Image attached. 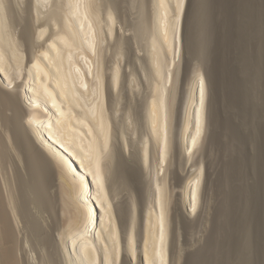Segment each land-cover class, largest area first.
Here are the masks:
<instances>
[{"label":"bare ground","instance_id":"6f19581e","mask_svg":"<svg viewBox=\"0 0 264 264\" xmlns=\"http://www.w3.org/2000/svg\"><path fill=\"white\" fill-rule=\"evenodd\" d=\"M4 1L5 0H0V102L4 105L6 111L10 112L9 117L11 118H16L19 114L18 108H21V114L18 116L20 120L18 125L21 126L19 128L29 137L33 145L31 149H34L31 151V154L35 151L33 155L36 154L39 156V158H37L39 161H34L35 163H33L35 166H38V169L43 166L46 167L47 171L53 174L58 190L56 204L60 221L57 227V244H54L59 246V251L63 255L64 263L126 264L128 262H135V264H176L178 257L175 252V245L173 244L174 239H171V248L169 246V235L173 234L171 224L173 221L172 213L175 210L172 212V208L174 206V200L176 199L174 198L176 189H174V185L172 186L167 182L166 177L168 173L166 174V168L167 165H171L168 161L171 159L173 143L175 144L174 141L176 139L172 133V128L174 127L173 123L175 122L173 119V108L176 103H174V101H176L174 80L177 81V79L174 78V73H176L175 65L177 63L175 61L181 49L183 12L185 10L186 0H153V3L151 2L154 8V10L152 9V24L154 30L149 37V48L147 49H149V62L151 63L150 66H152V75L150 74L151 77L149 80V96L143 104L142 112L143 125H145L144 129H146L144 132L146 134L141 132L143 133V137L142 139L141 137L139 138L141 140H137L139 144L135 145L136 147H134V150L129 145L133 152L129 153H131V155L133 154V156H130L132 160H128L132 163L122 161L120 158L121 155L127 152L118 157L115 139L117 138V140H119L117 136L121 128H119L120 131H115L117 127L113 124V120L114 116H117L115 112L119 111L117 110L118 107L116 109L118 101H115L114 94L117 90H120L117 89L120 84L126 83L127 81H129L128 84L131 82L133 83V76L135 75L131 73L132 71L127 73L122 68L120 63L121 57H119L120 53L118 54V50L107 58L104 55L105 48L103 46L104 41L108 38L111 39L115 32V17L113 13L116 10L113 11L115 7H112V9L108 6V10L105 9L104 11L102 10L103 8L101 9V4L98 0H59L60 2L57 1V3H53V7L49 9L47 6L49 5V0L31 1L33 4L31 3L32 9L29 8V12L32 13L28 14L32 17V21L31 26H29L30 29H28V34L30 35L31 41L34 42V49L33 51L30 50V53L27 52L29 54L26 55L23 50L22 39L20 40L19 37L16 36L12 28L13 25H11L10 21L11 16L9 17L10 13L8 14L6 12L7 5ZM219 1V5L228 6V4L224 2L225 0ZM233 1H235V4L231 6L234 7L235 5L236 10L237 6L239 10L245 12L246 15H243L244 17L250 15L253 19L251 21H254V25L257 28V36L254 33L252 34L255 36L246 33V37L249 35L257 37L255 43L256 51L253 49V54H255V58H253L254 61L250 55L252 53H249L250 50L246 51V57L243 56L244 58L240 59V61L244 60L243 62H245L246 59L245 63L248 62L250 64L251 62L252 65L254 63L252 66L253 68H248L251 65L248 66V63L247 65L243 63L246 67L241 68V72H239V65H236L238 70L233 69L234 73L229 70V73L235 76L230 75L228 70H224V67L221 70L230 75L229 79L227 78L226 80L227 83H224L227 84L225 87L228 90L225 88L224 90L221 88V90L223 92L225 91V93H223L225 94V98L223 99L227 102V105H225L232 111L223 119V122H221V124L223 123L222 131L224 132H222L223 134L221 133L222 136H230L228 141L223 137L225 141L224 144H226L223 145L225 148L224 151L228 150L227 153L229 151L232 152L237 148L236 146H238L236 149L238 151L237 153L235 152L236 155H233L234 152L229 154L234 157L225 165L224 179H222L223 182L221 184L225 182H232V184L233 182H238L239 184L236 185L240 186L241 183L245 181L246 167H248L245 161L247 156H243L244 154L241 149L243 148L244 150L241 144L243 142V144H245L246 141H243V137L245 136L242 135L240 130L246 123L245 120L248 119V116L251 115V117L255 118L257 115L261 117V115L264 114V105L261 103L262 105L260 106V103H258L259 105L255 103L254 97L257 96H253L255 94L254 92L258 90V84L261 82L264 83V59L261 56L263 52L260 50L261 47L263 48L261 42L264 40V1ZM202 2L204 3V1ZM45 6L47 7V11L42 10ZM229 6L227 8H230ZM217 7L219 8V6ZM232 8L229 9L230 12ZM195 9L193 10L196 11ZM219 9H222V7ZM224 9H222L223 12ZM239 10L237 11L239 12ZM194 11L191 12V14L196 17L197 14ZM222 11L220 10V12ZM237 11L236 13H238ZM43 12L45 15H42ZM234 14L233 19L242 16V14L239 16V13L237 16H234ZM223 15L224 14H222V16ZM230 15H232V13ZM227 16L229 17V15ZM227 16L226 18L228 19ZM243 16L241 18H243ZM187 18L189 19V17ZM223 18H225V16ZM247 19L243 20L244 24L245 21H248ZM194 20L196 19L194 18ZM229 20L230 17L227 22L223 20L224 26L222 25V27H226ZM231 21L229 23H231ZM236 21L239 24L237 25L233 22L235 25L232 27L234 29L237 25L236 29H238V31L241 30V32L243 28L248 30V26L251 27L253 25L252 23L243 27L242 20L240 21L242 24H240L238 20ZM255 26H253L254 28L251 27L252 30H249H256ZM222 27L221 29L224 30L228 28V26L227 28ZM231 29L227 30L231 31ZM227 30L226 32H228ZM198 33L200 34V32ZM232 33L233 32H231V35ZM238 34L236 36L240 37ZM223 36L221 38H224ZM241 38L246 39L244 36H241ZM26 39L28 40V38ZM118 41L120 40L118 39ZM225 43L227 44V42ZM239 43L245 42L239 41ZM226 44L223 43L224 46H226ZM239 45L237 43L236 51L242 46V44ZM250 45L253 46V44ZM236 46L232 47L236 48ZM238 46L240 47L239 49ZM243 47L245 46H242V49ZM223 49L225 50L224 47ZM227 53H229V51ZM238 53H240V50ZM234 57L236 56L234 55ZM237 58L239 59L240 56H237ZM241 65L242 64H240V67ZM222 66H225V63H222ZM226 69H228V67H226ZM242 69H244V72H242ZM225 72L223 74L227 75ZM241 74H248L252 79L244 77V80L240 78L238 81L237 76ZM242 75L240 77H242ZM226 77H224V81ZM246 80H248L249 83H253L252 85L250 84V89H252V91L249 90L247 86L249 83H246ZM256 85L258 87H256ZM13 88H15V90H13ZM256 88L257 90L255 91L254 89ZM251 92L252 94H250ZM187 94L188 97L186 99L187 102L184 108L183 119L182 121L180 119L181 124L180 128L178 127V132L181 145L186 149L188 154L191 155L198 143L201 142V134L204 130L206 84L204 76L201 73H197V78L192 82L191 86H189ZM118 99L119 98H117V100ZM134 116H136V114ZM239 117L241 119H238ZM237 119L241 120V122L239 121L237 123ZM121 125L120 127L124 130L123 124ZM262 127H264V125ZM121 132L123 133L124 131ZM121 132L119 134H121ZM8 135L6 139L10 137H8ZM122 135H125V132ZM262 135H264V133ZM262 137L264 138V136ZM122 138H124V136ZM9 140L11 139L9 138ZM194 140L195 144L193 143ZM262 141L264 142V140ZM262 141L259 142L264 144ZM124 142L119 143H123L122 146L126 143L127 145L125 144V147H127L128 142ZM119 145L121 146V144ZM262 146L263 145H261V147ZM19 148H21V146ZM122 149H124V147H120L118 150L121 151ZM261 150V152L256 153L258 156L251 162L253 169L258 171L260 177L256 181L257 183L254 189L256 191L252 190L255 193L249 191L251 193L249 198L252 200L251 203L248 202L247 199L249 195L245 196L248 192L245 189L248 186H245V188L243 185L244 188L235 187L236 190L233 188L234 193L236 192V196H233L234 193L231 194L233 198L236 197V200L233 201L232 204H230L231 201L228 202L231 209L225 206L226 203L224 207H222L224 209L222 215L225 213L228 216L231 215V219L235 223L234 226L239 227V230H235V227V229L231 228L230 230L233 229V233H229L228 230H226V232L225 227H223L226 234H224L221 242L222 249L219 251V257H221V260L224 262L222 264L231 262V264H235L234 262L239 261V254L241 252L246 253L247 249V257L250 261L254 253L251 255L249 249L251 251V247L255 245H257V251H255L256 249L254 251L258 254V257L261 256L259 260L262 258V261H264V206H261V208L257 206V204L263 205L264 203V146ZM2 157L4 159L2 150L0 149V167L3 160ZM36 162H40L41 165L39 166V163ZM133 163L137 166L136 170H146H144V172H146V174H144L145 178L142 176L144 181L142 178H139L142 180L141 182L145 183L140 184L141 182L138 181L139 179H136L138 172H136L134 166L132 167V165H134ZM4 164L5 163H3V165ZM38 169H35L36 171L32 170L33 172L31 171V174L33 173V179L37 178V181L34 180L35 182L39 181V175H41L39 174L41 171L38 172ZM44 169H42V171ZM141 173L139 172L138 174ZM186 179L187 181L185 180L186 182L182 189V200L184 203L188 204L190 210L192 209V211H194L200 197L199 187L202 179V167L193 170V173H190ZM34 181L32 180L31 182ZM2 182L4 181L1 179L0 264H19V253L26 255L27 252L25 239H23L22 236L20 237V229L24 227L29 229V233L35 232L31 230L33 226L30 225L28 223L29 220L27 221L26 219V216H29L26 215V212L28 206L32 204L35 199H39L40 195H38L39 192L37 193V189L36 194L34 192V197H31L33 200L30 198L32 201L29 200L30 203L28 205V202H25L27 200L15 199V194L13 195L12 191H9L11 189L6 190ZM227 185L229 186V184ZM230 188H228V191ZM224 189L221 191L227 190ZM231 191L232 190H230V192ZM125 192L128 193V196L122 197L124 196L122 195L120 197L121 200H119L118 195ZM232 196H230V198ZM222 202L221 204H224V202ZM248 216H250L252 220L251 223L247 222L250 223L247 226L243 221H246ZM223 219L225 218L223 217ZM220 223H218L219 227L221 226L220 228L223 229ZM30 226L32 227L30 228ZM232 226L233 225H231V227ZM234 231H240V235L243 233L242 238L244 237V239H241L240 235L235 234ZM221 232L222 231L219 233ZM33 235H35V233ZM39 236L41 237V235ZM44 236L43 234V237H41L42 242H47L46 238L48 240L49 238L47 236L45 238ZM248 237L253 239L248 241ZM36 241L38 242V238ZM246 242L248 244H246ZM47 243H45V246L48 245ZM260 244L261 246H259ZM56 246L54 245V247ZM220 252H223V255ZM243 257L242 255L241 259ZM256 257L257 256H253L252 259L254 258L256 260ZM231 259H233L234 262L231 261ZM221 260H219V258L218 260H214L215 264H218ZM255 260L252 263H255ZM236 264H238V262Z\"/></svg>","mask_w":264,"mask_h":264},{"label":"rangeland","instance_id":"374dc122","mask_svg":"<svg viewBox=\"0 0 264 264\" xmlns=\"http://www.w3.org/2000/svg\"><path fill=\"white\" fill-rule=\"evenodd\" d=\"M5 1H4V3L7 5L6 8L7 9L9 8L8 9L9 12L7 11V9H6V12L8 14L9 13L11 14V15L9 14V17L11 16L10 21H11V25H13L12 28H13L14 32L16 33V36H18L20 40L22 39L21 41H22V45H23V50H24L25 54L28 55L30 53V50L33 51V49H34V44H33L34 42L31 41L30 35L28 34L29 33L28 29H30L29 26H31V21H32V17L29 16L30 14H28V13H32V12H29L30 11L29 8L32 7L31 3L33 4V2H31V1H33V0H5ZM57 1L60 2L59 0H49L48 1L49 5H47L48 8L49 9H50V7L52 8L54 5L53 3H57ZM98 1L101 4L100 5L101 9L103 8L102 10H104V11H105V9L108 10L109 7L110 8L115 7L114 9L112 8L113 11L116 9L113 12L114 17H115L114 18V20H115V24H114L115 25V32H114V35L111 39L108 38L103 43V46L105 48L104 49V55H105V57L108 58V57L112 56L115 53V51L118 50L119 51L118 54L120 53L119 57H121L120 63H121L122 68L127 73H130L132 71L131 73H133L135 75V76H133L135 83L132 80L133 83L130 81L132 83V85H131V83H129L130 85L128 84L129 81H127L126 83L124 82V83L120 84V86L122 88L119 86L120 88L118 87L117 89H120V90H117L116 93L114 94L115 101L116 102L118 101L117 102L118 106H116V109L118 107L117 110H119V111H117L118 113L115 112L117 114V116L114 114L115 116H114L113 124H115V126L117 127L116 128L114 126L116 128L115 131L121 130V131L125 132V135H122L124 132L122 133L120 131L121 134H119L120 132L117 131L118 132L117 137L119 138V140H117V138L115 139V142H116L115 146L117 148L116 151L119 152V153L117 152L118 157H120L121 154H124L125 152H127L124 155H121L120 158L122 159V161L131 162L129 160H132L131 157L133 156V154L131 155V153H129V152H132V149L134 150V147H136L135 145L139 144L138 143L139 141H137V140L142 139V137H143L142 134L143 133L146 134L144 132L146 129H144L145 125H143L144 121L142 119V112H143V104H144L145 100L147 99V97L149 96V93H148V91H150L149 90L150 89V87H149L150 81L149 80H150V77L152 75V69H151L152 66H150L151 63L149 62L150 61V57H149V53H148L149 49H147V48H149L148 47V41L150 39L149 37L152 35V33H153L152 31L154 30V26L152 24L153 23V19H152L153 18V10H154L153 4H152L153 0H114L116 3L113 0H98ZM202 1H204V3ZM219 2H220L219 0H207V1H205V0H186L185 10L183 12V31H182V38H181V49H180V54L176 58V61H175V62H177L176 63L177 66L175 65L176 73H174V75H175L174 78L177 79V81L174 80L175 87H176L175 88V99H176V101H174V103L175 102L176 103H175V106L173 108L174 109V111H173L174 118L173 119L175 122L173 121L174 127L172 128L173 129L172 130L173 136H175V138L177 140L178 139L179 140L177 141L175 139V141H174L175 144L173 143V149L171 152L172 153L171 159L169 160V161H171V160L172 161L171 162L168 161V163H171V165L170 164L167 165V168H166L167 169L166 174L168 173L167 177H166L167 182H169L170 185H172V186L174 185V187H175L174 189H176V191L174 190L175 191V194H174L175 197L174 198H176L175 199L176 201L174 200V206L172 208V212L174 210L175 211L173 212L174 214L172 213V215H173L172 220L173 221L171 224V228L173 229L174 235L173 234L169 235V237H170V239H169L170 248H171V243H170L171 239L172 240L174 239L173 244L175 245V252H176V255L178 257L176 264H213V263L215 264L214 260H218V258H219V260L222 259L221 257H219L220 256L219 251H221V249H222L221 248V246H222L221 242L223 240L224 234H226L225 231L228 230L229 233H233V229L236 228L235 230H239L238 226H236V227L234 226L235 223H234V221H232V219H231L232 216L230 214H229L230 216H228L226 213H225L226 215L225 214L222 215V212L224 211V209L222 207H224V205L226 203L225 206L226 207L228 206L229 209H231L230 204H232L233 201L236 200V197H234L235 199L233 198V196H236V192L234 193V191H233V188H235V187L244 188L245 186H248L249 188L248 187L247 188L249 190L245 187L246 188L245 190L248 191V192L246 191L247 193L245 194V196L249 195V197H247V199H248V202L251 203L252 200L249 199L250 195H251V193H255L254 191H256V190H254V189H255V185L257 183L256 181H257V179L260 178L258 171H255L253 169L251 162H252V160H254V158H256L258 156V154H256V153L261 152L262 151L261 148L264 146V144L259 142V141L264 140V138L262 137V136H264V135H262L264 133V127H262L264 125V119H263L264 114L261 115L262 118L258 115L255 118L251 117V115L248 116L247 117L248 119L250 117L251 118L249 120L248 119L245 120L246 123L244 122L245 124L241 127L242 131L240 130L242 135L245 136V137H243V141H246L245 144H243L244 142L241 144V145H243L242 147H244V150H243V148H241L242 153L244 154L243 156L244 157L247 156L245 158V161H246L248 167H246L245 181L242 182L240 186H237L239 184L238 182H233V184H232V182H229V183L225 182V183L221 184L223 182L222 179H224L225 167H226L225 165L228 163L229 160H231V158L234 157L233 155H236V153L238 151V150H236L238 148V146H236V145L235 146L237 148H235V150L232 151V152H234L232 156L229 155L232 153L231 151H229L228 153H227L228 150L224 151L225 148L223 147V145H226V144H224L225 143L224 138H225V140L228 141V139H230V136H225V137H224V135L222 136V134L224 132L222 131V129H223L222 124L223 123L221 124V122H223V119L227 115H229L230 112H232V111L226 106L227 102H226V100L223 99V98H225V94H223V93H225V91L223 92L222 90H224V88L226 89L225 85L227 86V84H224V83H227L226 82L227 78L229 79L230 75H232V76L234 75V74H230L229 70L232 71V73H234L233 71L238 70V67H239L240 68L239 72H241V68L246 67L243 65V63L246 62V59H245V62H243L244 60L240 61V59L244 58L243 56L246 57V54H247L246 51L247 50H250L249 53H252V54H250L252 60H253V58H255V54H253V53H254V50L256 48L255 43L257 41V37H253V36L256 35L257 28L254 25V21L253 22L251 21L253 19L250 17V15H247L244 17L243 15H246L245 12H242L236 6L237 10H239V12H238L235 9V5H234V7L231 6V5L235 4V1H233V0H225L224 1L226 4H228V6L230 5L229 6L230 8L233 7L235 9V11H234V9L232 8L231 12L229 10L230 8H227L228 7L227 5H226L227 7L219 5L220 4ZM112 3H113V5H112ZM217 6H219V8L222 7V9L225 8L224 9L225 13L222 11V9H219ZM195 8H198L199 11H198V9H195ZM263 8H264V6H263ZM46 9H47V7L45 6L44 9H42V10H46ZM193 9H195L196 11H194ZM220 10L223 13L220 12ZM193 11L196 12V14H197L196 17L192 16L191 12H193ZM236 11L239 13V16H241V14H242L243 18H241L242 17L241 16L239 18L236 17L237 19H233L234 13L236 14V15L234 14V16L238 15V13H236ZM231 13H232V15H230ZM243 13H245V14H243ZM43 14H44V12L42 13V15ZM222 14H224V15L222 16ZM226 14L229 15V17H230V20L228 21V23L232 20L231 23H229L231 25H229L228 23L226 24L228 26V28L226 25H225L226 27H222V25L224 26L223 20H226V22H227V20L229 19V17ZM188 15H190V16H188ZM224 16H225V18L227 16L228 19L223 18ZM30 17H31V19H30ZM187 17H189V19ZM190 17L192 20L190 19ZM194 18L196 20L197 19L198 20L196 21V20H194ZM244 18H246V19L248 18L247 19L248 21H245V24H244L243 20H246V19H244ZM221 20L223 23L221 22ZM236 20H238V22H240L242 20L243 24L241 22H240V24L244 25L243 27H245V25L248 26L249 24L253 23V25L252 26L250 25V26L251 27L255 26L256 30L250 31L252 29H251V27L248 26V30H246V28H243L242 32H241V30H239L240 31L239 32L238 29H236L237 25L239 24V23H237ZM12 22H14V23H12ZM233 22L235 24H237L236 27L234 28L235 31L233 29V27L235 25ZM197 25H198V27H197ZM230 26L233 30L230 28ZM221 27L231 29V31L227 30V29H225V30L221 29ZM226 30L228 32L230 31L229 32L230 36H229L228 32H226ZM237 31L239 34L237 33ZM248 31H250L251 33ZM198 32H200V34ZM231 32H233L232 35H231ZM236 33L240 37L236 36L237 35ZM246 33L253 35V36L249 35L250 37L249 36L246 37L247 36ZM252 33H254L255 35ZM223 34H224V36H223ZM222 36L224 38H221ZM241 36H244L246 39L241 38ZM228 37H230L231 39ZM26 38H28V40ZM118 39L120 41H118ZM246 40H247V42H246ZM221 41H222V44H221ZM239 41L245 42V43H241L242 46H245V47H243L244 50L242 49V46H240L241 44L239 43ZM250 41H253V42H250ZM262 41L263 42H261L262 43L261 46H263V48L261 47L260 50L263 52V53H261V56L264 59V55H263L264 54V45H263L264 40H262ZM225 42H227V44ZM223 43L226 44L227 47L224 46ZM228 43H229V46H228ZM237 43H238V45L240 44L239 46L241 47L240 48L238 46V49L240 48L239 49L240 53H238L239 50L236 51L237 50V46H236ZM247 43H249V44H247ZM118 44H120V45H118ZM250 44H253V46H255V47H253ZM221 45L225 48V50L223 49V47ZM232 46H234V47L236 46V48H234ZM248 47L249 48L252 47L251 48L252 51ZM226 48H227V51H226ZM228 51H229V53H227ZM230 51H231V53H230ZM27 52H29V53H27ZM225 54H228V55H225ZM222 55H223V57H222ZM234 55L236 57H234ZM237 56H240V58L238 59ZM219 57H222L226 61L223 60L222 58H219ZM224 57H226V58H224ZM148 62H149V64H148ZM229 62H231V63H229ZM220 63H221V65H220ZM222 63H225V66H222ZM232 63H233V65H232ZM247 63H245V64L247 65ZM240 64H242L243 67H242V65L240 67ZM236 65H239V66L236 67ZM249 65H251V66H249ZM253 65H254V63H253ZM253 65L251 64V62H250V64L248 63V66H249L248 68H250V67L253 68L252 67ZM223 67H224V70H228V73L230 75L227 74V72H225V71H223V72L221 71ZM226 67H228V69H226ZM231 67H232V69H231ZM176 68L178 69V72H177ZM224 72L228 76L224 75L223 74ZM242 72H244V69H242ZM197 73L198 74L201 73L204 76V80H205V84H206L205 120H204V127H203L204 130L202 131L201 139H200L201 142H199L197 147L192 151L193 155L192 154L189 155L188 152L186 151V149L183 148V146L181 145L178 131L180 128L181 121L183 119L184 108H185V105L187 102L186 99L188 97L187 93L189 90V86H191L192 82L194 80H196ZM176 75H177V77H176ZM236 75H237V73H236ZM240 76H237L238 81L240 78L241 79H243L244 77L250 78L248 74L242 75V77H240ZM224 77H226L225 81H224ZM251 77H252V75H251ZM250 79H252V78H250ZM250 79H248V80L250 82H252ZM243 80H240V81H243ZM248 80H246V83H249ZM250 84L252 85L253 83H249V84H247V86H248L249 90L252 91V89H250V86H251ZM258 85H259V87L257 85H256V87H258V90L259 91L261 90V91L259 92L257 90V88L254 89L255 91L257 90V92H254L255 94L253 96H257V97H254V99L256 101V102L255 101L254 102L257 104L260 103V106H261L262 104L264 105V102H262V101H264V90H263L264 89V83L261 82ZM132 87H133V89H132ZM260 87H261V89H260ZM221 88H222V90H221ZM13 90H15V88H13ZM226 90H228V89H226ZM258 92H259V94H258ZM250 94H252V92ZM223 95H224V97H223ZM117 98H119L120 100L119 99L117 100ZM129 105H131V106H129ZM249 105H250V102H249ZM2 109H3V111H2ZM128 109H129V111H128ZM18 110H19L18 111L19 114L17 113L18 115L16 116V118L15 117L11 118V117H9L10 112L6 111V108L0 102V114H1L0 115V143H1L0 149L2 150V156H4V159L2 157L3 160L1 163V167H0V175H1L0 177H1L2 181H4V182H2L3 187L5 186L6 190L11 189L9 191H12L13 195L15 194L14 196L17 197V198L15 197V199H20V200H24V201L27 200L25 202H28L27 203L28 205H29L30 201L33 200L32 198L36 194L37 189H38L37 193L39 192L38 195H40L39 199H35L33 201L34 204L31 202L32 203V204H30L31 206L27 205L28 210L26 212V215H29V216L28 217L26 216V219H27V221L29 220L28 223L33 226V227L30 226V228L32 227L31 230L35 231V232H33V233L30 232V233H32V234H30L29 229L21 227L20 237L22 236V238L25 239L27 252H26V255H24L23 253L22 254L19 253V258H20L19 264H65L64 260H63V255L59 251L60 248L58 245L56 246V244H57V241H56L57 229H58L57 227L60 224V221L58 218L59 216L57 213L58 209H57V204H56L57 203L56 202L57 201V193H58L56 182L54 181L53 174L50 173V171H47L46 167L41 166L42 168L39 167V169H38V166H35L34 161H39V159H37V158H39V156L36 154L33 155V153H35V151L31 154V151H33V149H34V148L31 149L33 145L31 143V141L29 140V137L27 135H25V133L23 132V130L21 128H19L21 126L18 125V123H20L18 116L21 114V108L20 109L18 108ZM126 111H127V113L128 112L129 113L127 114ZM135 114H136V116H134ZM126 115H127V118H126ZM259 115H260V113H259ZM3 118H4V120H3ZM129 118H132V119H129ZM128 119H129V121H128ZM180 119H181V121H180ZM238 119H241V118L239 117ZM238 119L236 120L237 123L239 121L241 122V120H238ZM16 122H17V124H16ZM175 123H177L178 125ZM121 124H123L124 130L122 127H120V126H122ZM119 128H121V129L119 130ZM19 131L22 132L23 134L20 133ZM117 132H115V133H117ZM141 132H143V133H141ZM6 134L7 135L9 134L8 137L10 136L9 138L11 140H9L8 137H7L8 139H6V136H7ZM123 136L125 139L122 138ZM136 137H137V139H136ZM140 137H141V139H139ZM226 137H229V138H226ZM259 137L260 138L262 137L263 139L261 138L262 139L261 140ZM13 139H15V140H13ZM120 139H122V140H120ZM28 141H29V143H28ZM124 141L128 142L127 147H125L126 143ZM133 141L136 143H134ZM119 142H124L125 143L124 146H122L123 143H119ZM119 144H121V146ZM129 145L131 146L132 149L129 147ZM261 145H263V146L261 147ZM20 146H21V148H19ZM119 146L121 148L124 147V149L125 148H127V149H125V150L122 149L120 151V150H118V149H120ZM176 146H177V148H176ZM258 150H259V152H258ZM186 152H187V154H186ZM35 155L38 157H36ZM29 157H30V159H29ZM3 163H5V164L3 165ZM36 163H39V166L41 165L40 162H36ZM31 164H32V166L34 165L35 167L34 166L32 167ZM223 164H224V166H223ZM135 165L136 164L132 165V167L134 166L135 170H136L137 166H135ZM199 167H202V179H201L200 187H199L200 188L199 189L200 190L199 191L200 197H199L198 205L196 206L194 211H192V209L190 210V208L188 207V204L184 203L182 200V189H183L185 182L187 181L186 178L190 175V173H193V170H195ZM35 169H38V172L41 171V173L39 172V174L42 175V176L39 175L40 179L38 182H35V181H37V178L33 179V175H32L33 173L31 174L32 170L36 171ZM42 169H44L45 171L44 170L42 171ZM144 170L145 169L136 170V172H138V173L142 172L141 174L137 173L136 179L142 178V176H143V178H145L144 174H146V172H144ZM138 175H139V177H138ZM140 175H141V177H140ZM257 175H258V177H257ZM219 177H221V178H219ZM143 178H142V180H143ZM32 180L33 181L35 180V181L31 182ZM142 180L139 179L138 181L141 182ZM28 181H30V182H28ZM143 183H145V182H141L140 184H143ZM227 184H229V186ZM35 185H36V187H35ZM232 185H233V187H232ZM243 185H244V187H243ZM224 187L227 190H225ZM227 187L228 188L232 187V188H230L228 191ZM223 189L225 191H221ZM230 190H232L233 192L232 191L230 192ZM235 190H236V188H235ZM252 190H254V191H252ZM249 191H251V193ZM34 192H35V194H34ZM135 193H136V191H135ZM231 193H234V195L232 196ZM22 194H24V195H22ZM127 194H128L127 192L119 194L118 195L119 200H121L120 197L122 195H124L122 197H126V196H128ZM222 194L225 196H223ZM230 196H232V197L230 198ZM252 196H253V194H252ZM30 198L32 200H30ZM180 201H181V203H180ZM222 201L224 202V204H221ZM228 202H230V204ZM183 204H185V205H183ZM257 206H259L258 208H261V206H264V203H263V205L257 204ZM246 207H244V208H246ZM248 208H250V207H248ZM32 211H33V213H32ZM222 216L226 220L223 219ZM220 218H222V219H220ZM251 220H252V218H250V216H248V218H246V221H243V222L246 223V225L248 226L251 223ZM226 221H227V223H226ZM217 222L220 223V225H222V228L225 227V231H224V228L221 229L220 228L221 226L219 227V224ZM223 222H225V223H223ZM247 222H250V223H247ZM215 223H217V224H215ZM29 224H28V226H29ZM231 225H233V226L231 227ZM35 228H36V230H35ZM231 228H233V229L230 230ZM220 231H222V232L224 231V232L223 233L221 232L222 233L221 234V233H219ZM234 232L237 235H240V233H241L240 231H234ZM236 232H238V233H236ZM34 233H35V235H33ZM43 234L45 235L44 236L45 238H46V236L49 238V240L46 238V241L48 243L42 242L41 237H43ZM39 235H41V237ZM24 236H25V238H24ZM36 236L38 238V242L36 241V239H37ZM172 236H174V237H172ZM242 236H243V233L240 235V237H241V239H244V237L242 238ZM31 237L33 238V241L35 240L36 242L35 241L33 242ZM247 239L249 241L253 238L250 239L248 237ZM53 241H55V242H53ZM245 241H246V237H245ZM247 242H246V244H248ZM45 243H47L49 246L48 245L45 246ZM54 243H56V244H54ZM51 245H53V246H51ZM54 245L56 247H54ZM256 246L257 245L251 247L252 248L251 251L249 249V252L251 253V255H252V253H254V255H252V257L257 256L256 260L254 259L255 257L253 258L255 260V263H252L254 261L252 259V257H251L252 261L250 260V262H251V264H257V263L262 264L264 261H262V258H261V260H259L261 256L259 255L260 257H258V254H256V252H255V251H257ZM259 246H261V244ZM47 247H49V248H47ZM170 248H169V250H170ZM241 253L239 254L240 257L238 258L240 263H239V261H237L238 264H241V260H242L241 256L242 255L244 256L243 253H245V252H243L242 254ZM246 253L248 254V249H247ZM231 261L234 262L233 259H231ZM201 262H203V263H201ZM220 262H221V264L224 263L223 260H221ZM220 262H218V264H220ZM237 262H234V263L236 264ZM231 263H228V264H231ZM126 264H135V262H133V263L128 262Z\"/></svg>","mask_w":264,"mask_h":264},{"label":"snow or ice","instance_id":"6c2138e0","mask_svg":"<svg viewBox=\"0 0 264 264\" xmlns=\"http://www.w3.org/2000/svg\"><path fill=\"white\" fill-rule=\"evenodd\" d=\"M193 143L195 144V140L193 141ZM241 264H251V262L249 261L247 257V253L244 254V257L241 260Z\"/></svg>","mask_w":264,"mask_h":264}]
</instances>
